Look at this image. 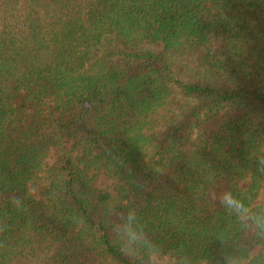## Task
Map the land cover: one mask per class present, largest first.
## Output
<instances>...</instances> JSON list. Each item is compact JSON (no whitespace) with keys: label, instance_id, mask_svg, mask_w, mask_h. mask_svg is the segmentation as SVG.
Instances as JSON below:
<instances>
[{"label":"trees","instance_id":"16d2710c","mask_svg":"<svg viewBox=\"0 0 264 264\" xmlns=\"http://www.w3.org/2000/svg\"><path fill=\"white\" fill-rule=\"evenodd\" d=\"M263 186L264 0H0V264H264Z\"/></svg>","mask_w":264,"mask_h":264},{"label":"clouds","instance_id":"9594fccd","mask_svg":"<svg viewBox=\"0 0 264 264\" xmlns=\"http://www.w3.org/2000/svg\"><path fill=\"white\" fill-rule=\"evenodd\" d=\"M222 202L237 215L238 219L251 221L249 232L252 238L257 241V244L249 250V255L252 257L258 256V250L264 248V213L252 214L243 201L237 200L231 194H226ZM130 238L134 239V237ZM245 259V256L238 254L236 264H244Z\"/></svg>","mask_w":264,"mask_h":264},{"label":"rangeland","instance_id":"374dc122","mask_svg":"<svg viewBox=\"0 0 264 264\" xmlns=\"http://www.w3.org/2000/svg\"><path fill=\"white\" fill-rule=\"evenodd\" d=\"M97 185L101 188H105L107 186V183L103 176H100L99 182H97ZM258 202L261 203L264 206V186L261 190L260 198L258 199ZM154 264H163L162 262L154 260Z\"/></svg>","mask_w":264,"mask_h":264}]
</instances>
